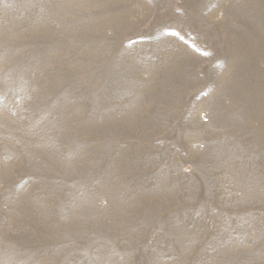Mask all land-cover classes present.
<instances>
[{
  "label": "rangeland",
  "instance_id": "374dc122",
  "mask_svg": "<svg viewBox=\"0 0 264 264\" xmlns=\"http://www.w3.org/2000/svg\"><path fill=\"white\" fill-rule=\"evenodd\" d=\"M0 264H264V0H0Z\"/></svg>",
  "mask_w": 264,
  "mask_h": 264
}]
</instances>
